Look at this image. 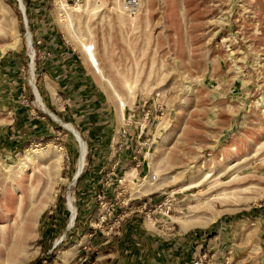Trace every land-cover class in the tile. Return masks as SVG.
<instances>
[{
  "label": "rangeland",
  "instance_id": "1",
  "mask_svg": "<svg viewBox=\"0 0 264 264\" xmlns=\"http://www.w3.org/2000/svg\"><path fill=\"white\" fill-rule=\"evenodd\" d=\"M21 2L26 24L0 0V264H264V0Z\"/></svg>",
  "mask_w": 264,
  "mask_h": 264
},
{
  "label": "built area",
  "instance_id": "2",
  "mask_svg": "<svg viewBox=\"0 0 264 264\" xmlns=\"http://www.w3.org/2000/svg\"><path fill=\"white\" fill-rule=\"evenodd\" d=\"M120 7L123 12H125L129 16H132L138 12L140 8V0H122ZM123 133H125V130H123ZM135 158L136 156H134V159ZM116 164H119V161H117ZM137 166H139L138 162L136 163V167ZM110 174H114V171H112ZM155 179H156V176H152V180H155ZM118 182L122 183V180L118 179ZM112 183L113 182L110 180H106L104 182L105 186L107 187H110ZM96 199L99 201V206H100L97 219H96L97 225L105 226L106 228H109L111 230L115 226V223L119 222V219H118L119 215H115L113 213L115 209V202H107L105 200V195L102 192H98L96 194ZM125 205H127V201L125 202ZM193 264H203V257L201 256L195 257Z\"/></svg>",
  "mask_w": 264,
  "mask_h": 264
},
{
  "label": "bare ground",
  "instance_id": "3",
  "mask_svg": "<svg viewBox=\"0 0 264 264\" xmlns=\"http://www.w3.org/2000/svg\"><path fill=\"white\" fill-rule=\"evenodd\" d=\"M83 50L85 51L86 53V56H87V59L89 61V63L93 66V69L95 70L96 73H98L99 75H101L103 78V80L105 81V83L109 86V88H111L112 90V85H111V82L109 81L108 78L104 77L103 73H102V70L98 64V61H97V58L94 54V51H93V46L90 44V45H84L83 46ZM36 99L38 100L39 104L42 106L43 105V102L40 98V96L36 93ZM123 105V104H122ZM43 109L47 112V109L42 106ZM54 118H56V116L53 115ZM57 119V118H56ZM66 125H69V124H66ZM70 126V125H69ZM68 126V127H69ZM80 141V140H79ZM85 154H86V147H85V143L83 141H81V152H80V157H79V160H78V168L75 172V175L76 174H80L81 170H82V167H83V163H84V158H85ZM43 157H47L51 163H53V167H54V172H48V177L50 180H52L56 175H58V169L60 168L61 166V157L59 156H54V155H44ZM74 175V176H75ZM49 182H47L48 184ZM68 204H69V207L72 211V220H73V215H74V208L71 204V198L69 197V200H68Z\"/></svg>",
  "mask_w": 264,
  "mask_h": 264
},
{
  "label": "water",
  "instance_id": "4",
  "mask_svg": "<svg viewBox=\"0 0 264 264\" xmlns=\"http://www.w3.org/2000/svg\"><path fill=\"white\" fill-rule=\"evenodd\" d=\"M18 2H19V9L21 10V12H22V14H23L24 22H25V24H26L27 20H26V16H25V13H24V6H23V4H22L21 1L18 0ZM28 45H29V46L31 45V41H30L29 38H28ZM32 59H33V56H31V60H32ZM31 87H32L33 94H34V96H35V98H36V93L39 94V92H38V90H37V88H36V86H35L34 84H31ZM45 112H46V111H45ZM46 113H47V114H48L53 120H55V121H60V119H58L56 115H54L53 113L49 112L48 110H47ZM53 115L56 116L57 119L54 118ZM69 125H70V124H69ZM63 126H66V124L63 123ZM70 126H71V125H70ZM66 129H68V130L74 135V137L76 138V140L79 142V145H80V141H79V140H82L81 137H80V134H79V133H78V132H77L72 126H71L70 129H69L68 127H66ZM79 175H80V174H76V175L73 177V180H75ZM68 200H69V196L67 197V205H68V207H69ZM69 209H70V207H69ZM70 211H71V209H70ZM71 212H72V211H71ZM74 218H75V210H74L73 219H74Z\"/></svg>",
  "mask_w": 264,
  "mask_h": 264
},
{
  "label": "crops",
  "instance_id": "5",
  "mask_svg": "<svg viewBox=\"0 0 264 264\" xmlns=\"http://www.w3.org/2000/svg\"><path fill=\"white\" fill-rule=\"evenodd\" d=\"M67 51H71V50H69V49H67ZM81 98L83 99V100H85V99H87L86 97H85V95H84V93L83 92H81ZM86 101V100H85ZM99 111V110H98ZM97 124H99V125H97V126H95L96 128L97 127H101V128H105L104 126L107 124H109L108 122H106V123H103V121H101V122H98ZM79 125L77 124V127H78ZM97 129H99V128H97Z\"/></svg>",
  "mask_w": 264,
  "mask_h": 264
},
{
  "label": "trees",
  "instance_id": "6",
  "mask_svg": "<svg viewBox=\"0 0 264 264\" xmlns=\"http://www.w3.org/2000/svg\"><path fill=\"white\" fill-rule=\"evenodd\" d=\"M27 15V14H26ZM27 18L29 19V17H28V15H27ZM26 57H24V63L26 62ZM28 88V87H27ZM29 89V88H28ZM31 95V94H30ZM31 98V97H30ZM50 109L56 114V115H58L60 118H62L63 117V114L61 113V112H59V111H57L54 107H51L50 106Z\"/></svg>",
  "mask_w": 264,
  "mask_h": 264
}]
</instances>
